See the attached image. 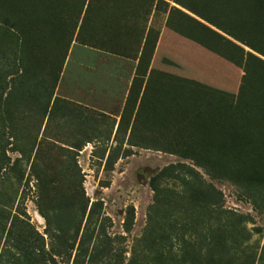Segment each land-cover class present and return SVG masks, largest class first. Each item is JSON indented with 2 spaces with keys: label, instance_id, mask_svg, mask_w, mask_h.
Masks as SVG:
<instances>
[{
  "label": "rangeland",
  "instance_id": "1",
  "mask_svg": "<svg viewBox=\"0 0 264 264\" xmlns=\"http://www.w3.org/2000/svg\"><path fill=\"white\" fill-rule=\"evenodd\" d=\"M0 264H264V0H0Z\"/></svg>",
  "mask_w": 264,
  "mask_h": 264
},
{
  "label": "crops",
  "instance_id": "2",
  "mask_svg": "<svg viewBox=\"0 0 264 264\" xmlns=\"http://www.w3.org/2000/svg\"><path fill=\"white\" fill-rule=\"evenodd\" d=\"M170 61H172L173 68H178L177 71L173 69L174 74L182 76V81L185 84L192 83L194 85L191 90L176 88V93L182 97L215 103L216 99L225 92V84L221 88L210 92L203 90L202 87L203 85L208 87L204 82L208 80L209 73H212L211 66L218 63L224 67L223 62H226V59L207 49L196 40L171 29L164 23L156 36L154 49L144 78V88L145 85L147 86L149 77L164 75L163 69L169 67ZM241 71L242 75L245 76L243 70ZM173 72H166V75Z\"/></svg>",
  "mask_w": 264,
  "mask_h": 264
},
{
  "label": "trees",
  "instance_id": "3",
  "mask_svg": "<svg viewBox=\"0 0 264 264\" xmlns=\"http://www.w3.org/2000/svg\"><path fill=\"white\" fill-rule=\"evenodd\" d=\"M203 102H205V101H203ZM205 103L210 104V105L213 104V103H208V102H205Z\"/></svg>",
  "mask_w": 264,
  "mask_h": 264
}]
</instances>
